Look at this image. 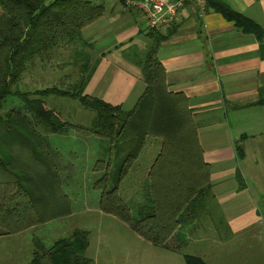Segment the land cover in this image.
Here are the masks:
<instances>
[{
  "label": "trees",
  "instance_id": "trees-1",
  "mask_svg": "<svg viewBox=\"0 0 264 264\" xmlns=\"http://www.w3.org/2000/svg\"><path fill=\"white\" fill-rule=\"evenodd\" d=\"M207 7L241 31L257 39L264 36V27L225 1L210 0ZM103 12L104 4L99 0H0V238L70 214L44 135L72 128L79 135H95L108 143L106 161L98 159L93 167L103 169L94 182L99 190V210L126 224L151 245L175 250L171 237L211 188L210 166L203 159L197 123L186 98L167 90L165 70L157 58L165 36L147 28L151 43L145 55L134 60L141 65L145 89L134 106L125 110L84 93L99 58L85 50L89 44L83 41L81 30ZM73 44L72 59L78 71L73 83L34 90L18 87L22 73L36 57ZM48 95L78 100L94 113L91 123L83 126L65 121L43 99ZM9 99L11 106L7 105ZM148 137L159 138L160 149L148 170L147 198L135 214L121 198L119 185ZM236 151L242 158L241 146L237 145ZM111 166L118 174L108 188ZM87 243L86 233L77 230L50 247L33 237L28 264H91L83 256ZM183 258L185 264H207L199 257Z\"/></svg>",
  "mask_w": 264,
  "mask_h": 264
},
{
  "label": "crops",
  "instance_id": "crops-1",
  "mask_svg": "<svg viewBox=\"0 0 264 264\" xmlns=\"http://www.w3.org/2000/svg\"><path fill=\"white\" fill-rule=\"evenodd\" d=\"M223 1L264 27V0ZM121 5L122 9L113 5L108 12L104 6L101 17L81 30L83 41L89 44L85 50L99 58L84 93L129 110L145 89L141 65L133 59L145 55L152 38L146 34L142 16L123 3ZM121 20L126 23L122 24ZM155 34L165 36L158 47L157 58L165 70L167 90L186 98L197 123L203 159L210 166L211 188L202 197L198 209L181 220L171 237L175 250L153 246L132 231L135 260L130 263L142 260L144 251L152 250L150 248L177 254L187 246L193 253H182L183 262V256L189 255L199 257L207 264H223L220 261L226 257H230L231 264H264V36L257 39L253 34L241 31L211 9L199 16L193 5L187 6L182 19ZM128 50L130 55H124ZM62 113V118L70 123L66 111ZM75 123L83 125L78 119L72 124ZM69 129L43 134L59 170L61 183L62 170L72 165L65 158L69 153L61 149V138L79 140L84 148L83 154L87 156V166L90 165L88 160L95 158L91 170L100 175L103 169L94 170L93 167L98 159L106 161L107 141L95 135L82 136ZM150 138L158 140L154 154L149 147L145 149ZM96 142L99 152L91 150V144ZM160 142L159 138L148 137L135 159L145 153L151 154L149 159L146 158L139 182L130 193L119 192L131 210L144 202L141 188L144 182V187L148 186V170L159 152ZM237 145L242 148V158L237 156ZM75 147L71 143L67 148ZM66 196L71 207L68 216L72 217L73 201ZM84 209L88 213H97L102 219L107 218L99 210L98 200L97 206L93 204L92 208L82 203L79 210ZM36 227L0 238L16 237L25 242V245H18L19 254L15 253L11 258L6 256L8 264L20 261L28 264L34 236L27 237V234ZM186 228L189 235L182 232ZM84 233L88 248L89 232ZM161 256L170 262L169 257Z\"/></svg>",
  "mask_w": 264,
  "mask_h": 264
},
{
  "label": "rangeland",
  "instance_id": "rangeland-1",
  "mask_svg": "<svg viewBox=\"0 0 264 264\" xmlns=\"http://www.w3.org/2000/svg\"><path fill=\"white\" fill-rule=\"evenodd\" d=\"M99 1L104 4L105 12H108L113 5L118 6L121 9L123 8L118 0ZM121 23L125 24L126 21L121 20ZM114 25H117V23ZM109 41L110 40H108V42ZM72 47L74 48L75 46L61 45L50 51L48 55L44 54L36 57L33 60V63L28 65L27 69H25L22 73L18 82V87L22 90H33L51 85L66 87L67 85L73 83L77 77L78 71L76 65L74 63L71 64L73 60L72 57L74 56V50ZM125 54L130 55L129 50L125 51L124 55ZM137 58H139V56L134 57L133 60H136ZM43 99L46 100L49 107L54 108L58 113H61V116L64 115L62 111H66V115H69L66 119H70V123L76 122L77 119L83 124V126H87L91 123L94 113L88 109H84L79 104L78 100L57 95H49ZM7 105L11 106L10 99L8 100ZM16 105L17 102L14 106ZM3 109L6 110L10 108L5 107ZM71 129L72 128H70L69 131L74 130ZM149 140L151 141L145 145V149L146 147H149L150 152L152 150L154 154L158 149V140H152V138ZM59 142L62 143L61 149H64L69 153L65 154V158H67L70 164H72L67 169L65 168L62 170V183L60 191L65 196L67 194L73 201L72 205L74 214L72 217H69L68 214L61 217L59 220H52L42 226H38L34 230L28 232L27 237L33 235L34 237L41 239L43 244L47 247H50L53 245V241L68 237L74 230L83 232L88 231V240L90 245L85 251L84 256L92 259V264H133L130 263V261L132 259L135 260V251L133 248L135 243L133 241V232L129 229V227L115 217L114 219L116 220H113V216L104 215V217L107 218L102 219L97 213H88L85 209L79 210V206L82 203H86V205L90 208H92L93 204L97 206L99 190L94 187V182L99 174L98 172L95 173L91 170L95 158H90L88 160L90 165L87 166V156L83 154L84 148L81 146V142L79 140L61 138L59 139ZM71 143L76 145L75 149L67 148ZM97 147V142L91 144V150L99 152ZM70 152H73V154H70ZM150 157L151 154L145 153L140 155L138 159L135 160L128 175L119 185L120 194L130 193L133 190L134 186L137 185L141 175L143 174L146 158L149 159ZM109 173L110 181L108 188L113 185L114 181L116 182L118 170H115V167L111 166L109 168ZM145 183L146 182L143 183V187L141 186V195L143 198H147L148 191L147 187H144ZM133 211L136 214L137 209H134ZM187 230L188 228L183 229L182 232L189 235ZM18 245H25L24 240L16 237L0 240V264H8L7 255H10L11 258L15 255V253L19 254ZM150 249L152 250L144 251L143 259L138 262L136 261L134 264H184L182 253H193L190 247L187 246H184L181 253L177 254L161 252L164 250H159L158 248ZM161 255H165L166 259L169 257L170 262L163 260L165 257H162ZM125 257L126 260L124 259ZM220 262L223 264H231V259L230 257H226ZM10 264L13 263L10 262ZM17 264L23 263L20 261Z\"/></svg>",
  "mask_w": 264,
  "mask_h": 264
},
{
  "label": "built area",
  "instance_id": "built-area-1",
  "mask_svg": "<svg viewBox=\"0 0 264 264\" xmlns=\"http://www.w3.org/2000/svg\"><path fill=\"white\" fill-rule=\"evenodd\" d=\"M210 0H123V4L136 10L151 31H160L182 19L188 5L195 6L199 16H204Z\"/></svg>",
  "mask_w": 264,
  "mask_h": 264
}]
</instances>
